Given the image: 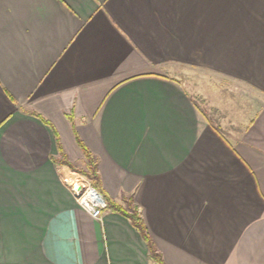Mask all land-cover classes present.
<instances>
[{
    "label": "crops",
    "instance_id": "1",
    "mask_svg": "<svg viewBox=\"0 0 264 264\" xmlns=\"http://www.w3.org/2000/svg\"><path fill=\"white\" fill-rule=\"evenodd\" d=\"M179 67L254 102L214 115ZM78 140L165 264H264V0H0V264H155L79 206L54 161L83 164Z\"/></svg>",
    "mask_w": 264,
    "mask_h": 264
},
{
    "label": "rangeland",
    "instance_id": "2",
    "mask_svg": "<svg viewBox=\"0 0 264 264\" xmlns=\"http://www.w3.org/2000/svg\"><path fill=\"white\" fill-rule=\"evenodd\" d=\"M176 75L187 85L200 103H205L206 107L211 112L213 111L214 115L215 108L220 113H222L220 110L222 109L223 114H226V118L231 117L230 115L233 114H244L246 109L254 102L253 94L241 84L225 79L215 73L193 67H179ZM77 165L79 169L84 170L83 164ZM69 173L67 179L74 178V180H77L78 176H82L70 170Z\"/></svg>",
    "mask_w": 264,
    "mask_h": 264
},
{
    "label": "trees",
    "instance_id": "3",
    "mask_svg": "<svg viewBox=\"0 0 264 264\" xmlns=\"http://www.w3.org/2000/svg\"><path fill=\"white\" fill-rule=\"evenodd\" d=\"M78 144L83 150L85 156V161L83 162V166L85 167L84 170L79 169L77 164L71 162L68 159L67 155L61 148L60 143H58L59 158L54 159L55 163L59 166H66L71 171L76 172L82 175L83 177H86L93 184V186L105 197L108 203V209H112L131 220L133 226L139 231V233L142 235L148 245L150 260L155 264H165L161 253L159 252L155 243L150 237L148 228L146 227L140 209L134 204L133 195L127 198V201L123 206L115 203L107 195H105L101 188V177L99 174L98 157L93 154L82 141L78 140Z\"/></svg>",
    "mask_w": 264,
    "mask_h": 264
},
{
    "label": "built area",
    "instance_id": "4",
    "mask_svg": "<svg viewBox=\"0 0 264 264\" xmlns=\"http://www.w3.org/2000/svg\"><path fill=\"white\" fill-rule=\"evenodd\" d=\"M73 183V190L79 206L96 220H101L103 212L108 209L105 197L93 184L83 176H78L77 180L70 179Z\"/></svg>",
    "mask_w": 264,
    "mask_h": 264
}]
</instances>
